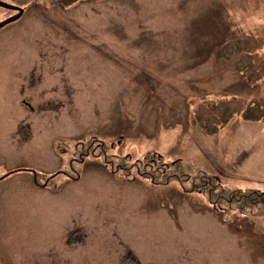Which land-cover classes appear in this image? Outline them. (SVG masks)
Segmentation results:
<instances>
[{"label":"rangeland","instance_id":"rangeland-1","mask_svg":"<svg viewBox=\"0 0 264 264\" xmlns=\"http://www.w3.org/2000/svg\"><path fill=\"white\" fill-rule=\"evenodd\" d=\"M0 1L24 10L0 28V264H45L44 251L63 264H264V218L112 170L179 158L264 190V0ZM13 16L0 7V24ZM53 53L73 104L53 125L34 116L20 145L22 99H62L60 64L38 67L41 100L29 87ZM93 135L113 165L97 149L42 188L73 153L57 140ZM71 225L85 237L68 247Z\"/></svg>","mask_w":264,"mask_h":264},{"label":"flooded vegetation","instance_id":"flooded-vegetation-1","mask_svg":"<svg viewBox=\"0 0 264 264\" xmlns=\"http://www.w3.org/2000/svg\"><path fill=\"white\" fill-rule=\"evenodd\" d=\"M12 12H13L14 16L18 15V13H19L18 11H12ZM23 14H24V12H23ZM51 17H53V16H51ZM41 18L44 19L45 21L49 19L47 14H45V15L43 14L41 16ZM64 28H66V27H64ZM54 51L57 52L58 50L54 49ZM55 55H56L55 53L50 54V56L52 57V59L50 61H43V64L42 63L40 65L36 64L34 66L33 70L29 73V76H28L29 87L31 88L30 90H32L33 94L37 95L38 98L41 100L43 98V94H42L43 92L39 89V86L42 83L43 74H41V75L37 74L40 72L38 67L40 66V69H41V65L45 66V64H47L48 68L52 67V69H53L54 66L60 64L59 65L60 67L58 69L59 70L58 73L61 75V81H62V88H61L62 99H57L56 101H47L46 103L44 100H42V101L37 103L38 104L37 107L33 106L32 102H31L33 100V97L30 99H27V98L22 99L21 103H22V107L24 108L25 111L21 115H23L24 117L20 120V123H18V125H17V136L19 138V141L21 142L20 145L27 143V142L32 140L30 138V129L33 126L32 124L34 121V116H36V118H40L42 120H48L45 117L47 115L53 114L54 116L52 117V120H50L51 122L49 123L50 125H53L54 123H52V122H55V120H61V115L62 116L65 115V113H66L65 110L67 109V104H69V105L73 104V97H74L75 90L72 88V90H71L72 92H71L68 89L69 84L67 83L66 75L63 72V70L66 67L65 60L63 58H58V57L53 59V57ZM75 66H76L75 68L79 69V62H78V64H76V62H75ZM72 94H73V96H72ZM66 101H68V102L66 103ZM54 105H57V106H54ZM68 110H69L68 112L71 111V106ZM40 115H42V116H40ZM54 118H56V119H54ZM78 136L80 137L79 134H78ZM78 136L73 138V139L63 140L62 138H60L59 140H57V144H60L59 147L61 149H63V147H64V150H66L65 145H67V147H68V144H73V146H70L72 148L73 153L71 154V158L68 160V167H65L64 169H57L55 172H52L50 174V176H47L46 177L47 184L41 185L42 188H46L48 186V184L50 183V181H52L56 177L72 176L70 170H73L74 172H76V170L74 169L75 167H73L74 164L80 165V166H82V165L85 166V164H87L89 161H93L97 158L103 157V155H100V156L95 155L96 152L98 151L97 149L101 150L102 152L105 151L104 142L101 139H98L97 135H93L90 138H87L85 140H81ZM60 154L58 155L59 157H61ZM104 158H105L104 160H106L105 161L106 163H108V162L111 164L113 163L112 160L109 161L108 154L106 153V151H105V157ZM18 171H21V170H19V169L11 170L8 173V175L5 176V178L8 177L9 175H12L13 173L18 172ZM69 228H70V230H69L68 236L63 235V243L65 242L66 245L68 247H70L71 244L82 242V240L85 237V234H81V228L74 227V225H71V227L68 226L67 229H69ZM76 228H78V229H76ZM44 256H45L44 257L45 258V264H63L64 263V260H63L64 253L63 252L57 251L54 256H51L49 254V251H44ZM55 257H57V258H55ZM35 264H38L37 261Z\"/></svg>","mask_w":264,"mask_h":264},{"label":"trees","instance_id":"trees-1","mask_svg":"<svg viewBox=\"0 0 264 264\" xmlns=\"http://www.w3.org/2000/svg\"><path fill=\"white\" fill-rule=\"evenodd\" d=\"M161 162L156 160L155 156L149 155L127 168L120 166V169L117 167L112 170L117 172L135 170L138 176L153 185L178 184L185 193L204 195L215 210L235 211L247 216L264 218V190L229 187L199 166L179 158L171 164L163 165ZM187 184H191L189 190ZM217 202H221L225 208L218 207Z\"/></svg>","mask_w":264,"mask_h":264},{"label":"water","instance_id":"water-1","mask_svg":"<svg viewBox=\"0 0 264 264\" xmlns=\"http://www.w3.org/2000/svg\"><path fill=\"white\" fill-rule=\"evenodd\" d=\"M0 7H1V8H4V9L11 10V11H18V12H19L18 15L14 16V17H12V18H10V19H7V20H5L3 23H1V24H0V28H2V27H4V26L8 25L9 23H12V22H14V21L20 19L21 16L23 15V12H24L23 9H21V8H19V7L11 6V5H8V4H6V3H4V2H1V1H0Z\"/></svg>","mask_w":264,"mask_h":264}]
</instances>
